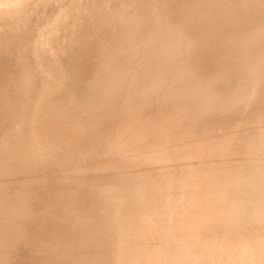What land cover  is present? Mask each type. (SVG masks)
Segmentation results:
<instances>
[{
	"label": "bare ground",
	"instance_id": "bare-ground-1",
	"mask_svg": "<svg viewBox=\"0 0 264 264\" xmlns=\"http://www.w3.org/2000/svg\"><path fill=\"white\" fill-rule=\"evenodd\" d=\"M37 1L0 0V49L5 51H9L10 48L7 41L13 39L11 41L16 43L18 40H22V37H17L16 34L12 38H8V36L18 31L19 23L23 22L21 19L24 18L28 21L27 14L29 18L30 14L27 12L30 10L27 8H30L31 5L36 4L39 8H44L46 5L45 10H47V4L50 1L54 5L67 1L65 4L68 5L61 14H51L56 9L51 10L50 14L45 11L46 17L43 21L38 22L40 35L31 50H26L25 45L22 44L23 41L18 45L14 43L11 46L15 53L20 54L19 56L26 54L23 72L27 81L20 82L22 91L29 88L34 90L35 79L37 81L51 80L52 82L49 88L36 94L34 91L36 99L39 96L41 98L37 100L36 105L34 103L35 106L30 113L26 116L21 115L22 118H19L17 124L18 132L24 133L18 134L22 136L19 141L27 142V150L22 158L28 160L31 167H38L39 170L59 167L58 176L68 175L65 179L70 177V180L72 178L74 182L78 183L91 176L105 178L119 175V170L102 167L100 164L102 160L112 162L118 158L125 160L130 157L132 161L129 162L134 160V167H136L141 164L142 152L155 153L161 149H171L177 143L184 142L186 144L183 150H179L171 156L168 155V158H162L167 162L172 158L175 160L173 164H177L175 168L176 165L171 163L177 174L173 169V174L165 173V175L169 176L170 174L171 176L160 184L158 191L163 193L166 198L168 197L167 199L171 198L173 209L176 211L175 214L172 213L175 216V222H167L169 214L152 217V210H148L152 208L153 204L148 208L145 203L146 198H141L145 202L131 204L122 200L123 194H125L123 187H116L114 186L116 184L110 183L105 185L104 183L101 187H103V195H106L105 203H108V206L104 205L105 218H102L101 225L98 226L101 227V230H106L108 234L100 235V230L94 233V236L97 237L96 247L101 249L103 244L113 245L111 251L114 264H143L155 246L157 258H164L163 250V254L161 252L162 242L159 240H162L163 234H174L175 237H182V240L188 243V247L181 248L178 263L171 264H264V118L262 117V122L257 125L253 124V120L252 123L250 122L256 113V109L251 103H259L257 107L260 105L264 107V99H260L259 95V92L264 89V58L258 54L256 58H253L252 53L255 51L252 49L251 52L249 49L252 43L260 44L261 41H264V0H41L38 4ZM53 4H48V6ZM39 10L36 9V11ZM41 13L44 14V12ZM35 17L38 18L37 15ZM32 19L34 20V18ZM192 19L199 20L210 31L206 35L208 38L198 32V37L195 40L205 42L208 48L207 51L204 48H199L198 53L209 59L207 64L215 63L225 66L221 76L216 77L223 79L222 81L226 80L230 84H234V80L237 79L236 81H240L239 85L247 86L242 89L243 91H240L239 97L243 99L244 103L250 104V109L246 112L249 122L248 119L245 123L238 122L240 124L239 128L237 127L239 131L235 129V135L238 131L235 137L237 141L242 137L240 141H244L247 145L242 149L240 146L243 145V142L241 145L240 141L238 142L242 151L245 150L242 154L243 157L237 156L238 151L234 148L232 155L236 154V158L235 156H233L234 158L226 157L224 158L226 160H222V158V161L218 158L213 159L218 151L217 145L216 147L213 145V149L206 150L208 152L206 156L212 157L206 159V151L203 149L205 147L194 149L195 145L192 147L190 140H183L182 135L179 134L180 125L173 124L170 130L162 118L157 131L148 130L149 122L144 120L145 117L144 119L138 118L135 113L146 102L140 99L146 89H150L148 97L150 102L158 99L162 103L166 96L170 95H175L180 99L175 86L164 84L162 78L161 81H158V74H154L157 72H153L155 65H159L156 70L166 69L168 65L166 63L165 66L159 64L158 54L153 53L159 48L153 50L147 43L134 45L133 38L130 37L129 43L123 44V46L116 43L110 50H107L109 45L107 38H100L99 41H96L94 38L97 37L93 34L94 41L91 38L92 32L99 31L100 29H96L101 27L106 28L107 25L109 27L117 26L120 33L129 30V34L133 35L138 30H142L150 37L154 31H167L175 29L177 26L182 27V25H188ZM25 20L23 23L26 22ZM255 20L260 21L259 25L250 32L246 40H243L244 34L250 27L249 24L253 21L255 23ZM62 22H66L68 25L66 30L61 27ZM29 26L30 23L26 22L21 31H26V29L28 31ZM229 28L233 29V33H230L231 29ZM31 30V33H34L33 29ZM19 33L21 32L19 31ZM59 41H61V47L56 48L53 44L59 43ZM196 49V47H183L181 55H178L180 57L178 63L189 58L199 67L198 59L200 57L196 55ZM199 51H204V53ZM94 53L103 55L100 56V60H97V65L92 67L89 61L93 59L91 57L95 55ZM207 64H202V67ZM251 70L252 74L249 73ZM188 71L185 73L186 75L189 74ZM155 75L156 83L151 86L152 88H149L152 81L147 83L148 79L150 80L151 77L155 79L153 78ZM87 77L92 78L89 85L87 82L90 80L87 81ZM104 79H108L109 81H107L110 83H104ZM247 84L253 90L252 95L248 94L252 90ZM18 89L19 87L16 88L17 91ZM248 89L250 90L246 91ZM57 90H61L60 97L51 96L52 92H58ZM57 96H59V92ZM222 101L220 104L217 100L210 99L206 106L201 107L198 116L186 117L183 123L186 121L189 124H196L198 120L203 122L202 116L205 118L208 114L215 116L218 111L223 112L224 102ZM217 108H221V110ZM238 108L234 107L231 114L236 115L235 111ZM224 110L226 111V109ZM260 111L262 112L263 109ZM256 115L255 117H257ZM179 118L180 116L174 117V121L176 122ZM195 118L196 121H194ZM210 119L208 121L211 123ZM208 121H204L203 124L207 126L208 124L205 123ZM198 123L200 122L198 121ZM212 123L214 125L213 121ZM107 124L110 125L109 128L106 127ZM148 131L149 138L144 141L143 138L147 136ZM247 131L257 133V137L260 139L251 142ZM176 132L181 137L175 136ZM123 139L126 140L125 147L135 146L136 152L130 153L122 150L120 155ZM208 139L211 140L210 137ZM72 140H80V143L83 140V145L76 144V141L74 142L76 146L72 147V145L70 146ZM223 140L225 141L224 138ZM12 141L10 145H6L5 149H14H11L15 146ZM200 141V143L208 142L207 139ZM224 141H220L218 147L220 143L224 144ZM237 141L235 139V143ZM91 143L100 159L97 157L98 160H96L94 154V160L92 158L91 161H88L81 154L74 160L77 163L72 164L67 161L70 159V154L74 153L73 151L79 149L80 146L82 149L84 147L86 149L87 145ZM220 148L222 149V147ZM15 151L17 150L15 149ZM88 152L90 153V151ZM6 153L3 155L4 157ZM17 153L13 152L10 157L23 155ZM100 155L103 156L102 159ZM7 156L9 155L7 154ZM128 160H125L127 164ZM240 161L242 164L238 165ZM160 165L158 163V166ZM152 166L147 167L155 170V167ZM158 166L156 167L159 168ZM163 167L160 166V171ZM182 167H185V171ZM129 168L130 166H128V173L134 179L135 172ZM157 168L156 170H159ZM181 170L184 173H179ZM97 185L99 186V184ZM138 187H140L138 183L131 184L127 193H131L129 195H134V197H142L137 195ZM135 207L141 210L140 215L134 214L133 216L131 214ZM153 207L156 205L154 204ZM116 218L128 222L126 228L120 227L125 228L123 231L116 230V225L112 224V219ZM92 248L94 250V247ZM111 260L113 259L111 258ZM90 264L104 263L95 259L91 260Z\"/></svg>",
	"mask_w": 264,
	"mask_h": 264
},
{
	"label": "rangeland",
	"instance_id": "rangeland-1",
	"mask_svg": "<svg viewBox=\"0 0 264 264\" xmlns=\"http://www.w3.org/2000/svg\"><path fill=\"white\" fill-rule=\"evenodd\" d=\"M40 1L41 0H38L37 4ZM65 2L67 3V1ZM65 2L63 3L62 1L60 4L55 3L54 5L53 2L50 1L48 4H53V5L48 6L47 4L48 7L47 10H45L46 5H44V8L40 7L41 9L39 8V6L37 7L36 4H34L36 8L34 7V5H31L30 8H27V10H30V12H27L30 14V18L29 15L26 13L28 17L27 18L28 21H26L24 18L21 19V21L23 22L25 20L26 22L30 23V26L28 28L29 32L27 31V29L26 31L25 30L21 31L23 30L22 26H24L26 22L19 23V29H17L18 31L15 33H11L8 36V38H12L16 34L17 37H22V40L20 39L18 40L20 42L17 41L15 43L11 41L13 39L11 40L8 39L9 41L7 42H8V46L10 45V48L8 46L6 47L9 48V51L0 49L1 50L0 51V264H90L91 260H95V259L96 261L97 259L101 260V262H103L104 264H114V257L111 251L113 245L103 244L101 245L102 247L101 249L96 247L95 245V243L97 242L96 240L97 237L94 236V233L100 230V235L105 233L108 234L106 230H101L100 229L101 227L98 226L101 225L102 218H105L104 205L108 206V203H105L106 195H103L102 192L103 187H101L104 183L105 185L110 183V184H116L114 185L116 187H120V186L123 187L125 194H123L122 200L127 201L131 204H138V202L144 201L141 198L143 197L146 198L145 199L146 202L145 201L144 202L147 203L146 205L148 206V208H150L151 204H153L151 206L152 208L148 210V211L152 210L151 211L152 217L169 214L170 216L168 217L167 222L168 221L171 223L175 222V216L172 215V213L175 214L176 211L173 209L172 203L170 201L171 198L167 199L168 197L166 198L163 193H159L158 191L160 190V184L163 181H165L166 178L171 176L170 174L169 176H167L165 175V173L173 174L172 171L177 167V164H175L176 166L173 164L175 163L174 159L171 158L169 162H167L166 159L163 160L162 158L164 157L168 158V155L171 156V154H175L177 153V151L183 150V148L186 145L184 142L175 144L171 149H167V150L161 149L156 151L155 153L142 152V155L140 157L141 164L136 165V167H134L135 164L134 160L131 163L129 162L132 161L130 157L126 158L127 160L129 159L128 164L125 161L126 159L123 160L122 158L120 159L118 158L117 160H114L112 162H107V161L104 162V160H102L100 163L102 167L119 170V175H115V176L112 175L113 177L111 176L105 178H93L90 175L91 177L89 178L86 177L83 182H78V183L74 182L72 178L70 180L69 179L70 177L68 179H65L68 177V175L62 174L58 176L59 167L54 166L53 169L51 168L47 170H42V169L39 170L38 167L36 168L31 167L32 165L27 162L28 160L22 158L26 153L25 150H27L26 149L27 142L19 141L21 140L22 136L18 134H20L22 131L20 133L18 132L19 131L17 127L18 120L19 118L21 119L22 116H26L28 113H30L31 109L36 105L37 100L41 98V96H39V98L36 99L37 97L35 96V94L42 91L43 89L49 88L52 82L51 80L37 81L35 79L34 82L35 85L33 86L34 90L29 88L28 90L22 91L23 89L21 88L22 85L20 82L27 81V78H25L23 72L25 66L24 64L26 61V57H25L26 54L19 56L20 54L15 53L12 50L13 48L11 46L14 43L15 45H18L22 43L21 41H23L22 44L25 45L24 47L26 48V50H31L33 44L36 43V40L40 35L38 32L39 31L38 22L43 21L44 17H46L45 13L48 12V14H50L51 10L56 9L54 13L53 12L51 13L53 15L61 14L64 11V9H66L68 6L67 4H65ZM42 8L44 9V11H42L43 10ZM32 9L35 11L36 9L38 10L40 9V10L35 12ZM41 12H44V14ZM39 14L41 15L39 16ZM36 15L38 18L35 17ZM32 18L36 20L34 21ZM253 22L249 24L250 27L247 29V32L244 34L243 37L245 38L243 40H246L250 32L256 29V26L259 25L258 23L260 21H256L255 23ZM62 23L65 24L64 25L61 24V27H64L66 30L68 25H66V22H62ZM205 26L206 25H203L199 20L196 21L195 19H192L190 20L188 25H182V27L177 26V28L167 31L166 30L154 31L151 33L149 37L148 34L144 33L142 30H138L137 32H135V35H133V34H129L130 32L129 30H125V32L120 33L117 26L109 27L107 25L106 28L101 27L96 29V30L100 29L101 32L100 30L92 32L91 38L93 40L94 38L93 35L97 37L94 38L96 39V41H99L100 38H104V39L107 38L109 43L107 50H110L112 45L115 46L116 43L122 46L123 44L129 43L130 37L133 38L132 42L134 45L136 44L142 45L144 43H147L151 46V49L153 50H155V48H159L157 50L160 52L154 51L153 53L158 54V57L160 58L159 64L165 66L166 63L168 65L166 69L162 68V70L161 68L156 70L159 67V65L158 66L155 65L156 67H153L154 68L153 72L155 71L157 72L154 74H158L157 75L158 81H161L163 79L162 82L164 84L174 85L175 90L176 91L178 90L177 95L180 96V99L176 98L175 95H170V96H166V98L162 101V103L158 99L150 102L148 101V97L150 96L149 94L150 89L149 90L146 89L144 94L141 95L140 97L142 101H146V102H144V104H142L141 107L135 113L138 118L144 119L145 117L144 120L149 122L147 124L148 130H151L152 132L154 130L157 131V129L159 128L158 126L159 121L162 118V120L164 119V122H166L167 127H170L169 128L170 130L172 129L173 124H175L176 126L180 125L181 130L180 129L179 130L181 131V133L179 131V134L182 135L183 140L186 139L190 140V145L192 147L193 145H195L193 147L194 149H199V148L201 149L203 146L205 147L203 149H205V151L206 150L208 151L211 148L213 149V147L214 146L216 147L217 145L218 151L216 152V154L218 155L215 154L213 159L218 158L220 159V161H222V160H226L224 159L226 157L229 158H234L233 156H235V158L237 156L243 157L242 154L244 153L245 150L242 151V149L244 148L243 146L246 147L247 145L244 143V141H240L242 137L241 139H239L240 142L237 141V138L235 137L237 136L239 131L238 125H240L241 123H245L247 119L249 122V117L247 116L248 113L246 112L249 111L250 104L244 103L243 99L239 97V93H241L240 91H243L242 89H244L247 86L245 85L243 86L242 84L239 85L240 81L239 80L236 81L237 79L234 80L235 81L234 84L233 83L230 84L227 83L226 80L222 81L223 79L216 77V76H221L223 72L222 70L225 69V66L216 65L215 63L207 64V62H209L208 61L209 59L206 56H203V54L200 55L198 53L197 50L199 48H204L205 51L208 50L205 42L203 43V41L195 40L198 37V32H201L202 36L204 35L206 36L210 32L209 29L207 30ZM31 29H33V32L35 34L31 33L32 32ZM229 29H231L230 33L231 32L233 33L232 31L233 29L232 28ZM19 31L22 34L19 33ZM27 36L28 37L30 36L31 39L28 38ZM205 38H208V36H206ZM261 42L262 43L260 44L259 43L251 44V48L249 49L251 50V52L252 49L255 51L252 53L253 58H256L258 55H260L261 58L262 57L264 58V45H263L264 41ZM60 43L61 41H59V43L56 42V44L53 45H55L56 48H59L61 47ZM183 47L197 48L196 55L200 57L198 59V61H200L199 62L200 68L197 66V63L194 64V62L189 58L188 59L185 58V60H181L178 63V60L180 58L178 55H181ZM262 49L263 51H261ZM199 52L204 53V51H199ZM102 55L103 54L100 53H96L95 55H93V57H91L93 59L89 61L90 65L92 67L96 66L97 60H100L101 59L100 56L102 57ZM202 64H207V65H204L202 67ZM232 65L234 64L232 63ZM187 71L189 72L188 75L185 74ZM250 72L252 74V70L249 71V73ZM157 77L155 75L153 76V78L155 79H152V77L150 78V80L148 79L147 83H150L152 81V83H150L151 85L149 84L150 86L149 88H152L151 87L152 85L154 86ZM91 79L92 78L89 79V77H87L86 80L87 81L90 80L87 82V84L92 82ZM107 80L108 79H104L105 81L104 83L107 82L106 84H109L110 82H108L109 80L108 81ZM249 84H247L248 87H250ZM63 86L65 87V83ZM18 87L19 89L17 91L16 88ZM250 89L246 91H249ZM57 91L59 92V96H57L58 92L55 91L52 92L53 94L51 96L54 95L53 97H55L56 95V97H60L61 90L60 91L57 90ZM249 93L253 94V90L252 92H248V94ZM263 93H264V89L259 92V95L261 96L260 99L262 100L264 99ZM210 99L217 100L220 104L221 101L223 100L222 102H224L225 105V106L222 105L223 106L222 109L224 113L222 111H218L217 115L215 116L214 114H210V115L208 114L206 115L205 118L204 116H202L201 119H203V122L204 121L206 122V120L208 121V119L211 118L210 119L211 123L213 121L214 125L213 123L211 124L210 121H208L210 124L207 122L205 123L208 124L206 126L203 124L201 120H198L200 123H198L197 121L196 124H189L186 121L183 123L186 117H192V115H194L195 117L198 116L197 114L199 110H201V107L203 105L206 106V104ZM251 105L253 106V108L256 109L255 115L259 113L258 114L259 117L258 115H256L257 117H255L254 115L253 118L251 119L250 116L251 119L250 122L253 120L254 121V122L252 121L253 124L255 123L254 125H257L260 122H262L261 119L264 118V107L260 105V107L258 106L259 109H257L258 108L257 105H259V103H251ZM263 106H264V101H263ZM234 107H239L235 111L237 117H235L236 116L235 114L233 115L231 114V112L234 110ZM261 107L263 109L262 112L260 111L262 110ZM217 109L221 110V108L220 109L217 108ZM224 109H226V111ZM177 116H180V118L179 120L177 119L175 122L174 117L177 118ZM239 118L241 119L239 120ZM194 121H196V118L194 119ZM238 122H240V124H238ZM182 125L184 126L182 127ZM106 127L109 128L110 125L108 126L107 124ZM235 129L238 130V131L236 130L237 131L236 135H235ZM177 132H176L177 135L175 134V136L178 137L180 135ZM247 132H248L249 140L251 142H255V140L259 138L257 137V133H253L252 131H247ZM208 137H210L211 140H209ZM148 138H149V131L147 136L143 139L145 141L148 140ZM223 138L225 139V141L223 140ZM201 139H207L208 142L200 143ZM235 139L237 143H235ZM123 140L124 142L122 144V147L124 149L123 148L121 149V151L119 152L120 155L122 150L130 153L136 152L137 148L135 146L126 148L125 147L126 140L125 139ZM11 141L15 143V146L14 147L8 146V147L14 149L12 150L5 149L6 145L11 144ZM76 141H77L76 144L83 145V140L82 143L79 142L80 140H76ZM76 141L72 140V142H70V146L71 145L72 147L73 145L76 146L74 144V142ZM220 141H224V144L220 143L218 147V143ZM238 142L240 145L243 142L242 143L243 145L240 146L241 148L243 147L242 149L239 147ZM93 144L91 143L87 145L86 149L85 147L82 149L80 146L81 149L79 148L73 151L74 153L70 154V159L67 161L70 163L72 162V164L77 163L74 160H76V158L81 154L83 155V157L85 156L86 160L88 161L89 160L91 161L92 158L94 160L95 155H96L95 159L98 160L99 158L98 153H96L95 150L93 149L94 145L96 146V144L94 145ZM91 146L93 147L91 148ZM220 147H222V149ZM234 148H236L238 153L240 151V154L236 152L237 156L236 154L232 155ZM15 149L17 151H15ZM6 150L8 151L7 153ZM11 151L15 153L18 152L17 154H23V155H18V156L15 155L10 157V154H13V152ZM88 151H90V153ZM207 151L205 156L208 154ZM5 153L6 156L7 154L9 156L4 157L3 155H5ZM100 156L102 159L103 156L102 155ZM206 157H207L206 159H209V157L212 156L208 155ZM166 162L167 164H164ZM158 163L159 165L161 164L160 165L161 167H163V165L164 167L165 166L166 167L165 168L163 167L162 171H160L161 169H159L160 166H158ZM171 163L172 165L175 166V168L174 166L171 165ZM169 164L171 165V167ZM240 164H242L241 161L239 162L238 165ZM128 166H130L129 170L131 169L133 170V172H135L133 175L134 179H132V177L128 173ZM147 166H152L153 168L155 167V170L151 169V167H149L150 168L149 169ZM156 166H158L159 168H157ZM132 167L134 168L132 169ZM156 168L159 170H156ZM184 168L185 167H182L183 171H185ZM183 171L181 170L179 173H184ZM162 172H164L163 173L164 175H162ZM174 172L176 173L175 170ZM79 179L81 178L79 177ZM96 183L99 184V186ZM135 183H138V185H140V187H138L137 190L138 191L137 195L142 196L140 198L134 197V195H129L131 193H127L128 189H130L129 187L131 186V184H135ZM172 186L174 187V185ZM154 204L156 205V207H153ZM132 212L133 213L131 214L133 216L134 214L135 215L141 214V210H139V208L136 207L135 210ZM112 221H113L112 224L114 226L116 225L115 226L117 228L116 230L119 229V231H123L127 227L126 225H128V222L122 220L121 218L112 219ZM116 221L117 222L119 221V223H117ZM120 227H125V228H120ZM84 232L86 233L84 234ZM161 239L162 240L159 241L162 242L161 244L163 248L161 249V252L163 250L164 258L162 259L157 258L156 249H155L156 246H155L152 250V253L144 260L143 264L178 263L180 257V249L183 247H188V243L183 241L182 237H175L174 234L172 235L163 234ZM164 242L166 243L167 246L165 245ZM91 246L94 247V250ZM111 258L113 260H111Z\"/></svg>",
	"mask_w": 264,
	"mask_h": 264
}]
</instances>
